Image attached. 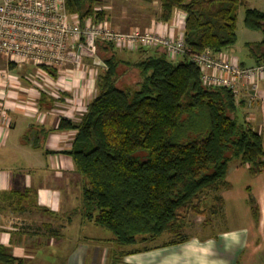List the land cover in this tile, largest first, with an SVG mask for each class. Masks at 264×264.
Instances as JSON below:
<instances>
[{
	"label": "trees",
	"instance_id": "trees-1",
	"mask_svg": "<svg viewBox=\"0 0 264 264\" xmlns=\"http://www.w3.org/2000/svg\"><path fill=\"white\" fill-rule=\"evenodd\" d=\"M157 1L160 22H169L175 10L184 14L186 53L173 62L165 53L145 56L139 49L138 59L129 63L110 45L98 44L103 67L95 96L78 122L61 119L57 125L75 131L70 149L62 153L81 178V218L108 231L120 248L148 244L147 250L162 234L172 244L181 242L188 215L216 211L201 197L216 194L212 201L220 202L218 193L229 187L230 162L246 166L252 177L264 172L261 137L240 119L232 91L204 85L189 61L205 50L228 54L243 0ZM98 2L65 0V8L81 20L101 21L105 14ZM243 26L262 33L259 43L247 47L264 65V12L244 7ZM126 74L131 83L121 85ZM40 133L45 138L43 129ZM37 144L34 137L32 147ZM24 195L5 196L21 200ZM21 263L0 247V264Z\"/></svg>",
	"mask_w": 264,
	"mask_h": 264
},
{
	"label": "crops",
	"instance_id": "crops-1",
	"mask_svg": "<svg viewBox=\"0 0 264 264\" xmlns=\"http://www.w3.org/2000/svg\"><path fill=\"white\" fill-rule=\"evenodd\" d=\"M98 1L111 26L122 32L138 28L171 37L182 28L179 10L173 12L169 22L159 21L157 0ZM239 36L248 51L245 55H236ZM261 40V32L241 27L237 14L236 43L224 55L241 68L262 65V58L247 47ZM133 53L137 55V51H116V56L127 62L126 57ZM147 53L164 51L155 48L146 50L145 56ZM85 60L90 74L69 84L70 90L63 91L59 101L34 88L26 76L28 70L18 74V66L7 62L10 77L0 78V247L21 264H264V172L252 177L238 161L228 165L225 181L229 187L218 193L220 202L211 201L216 211L194 215L202 218L201 222L187 219L181 242L172 244L173 239L167 235L147 250L138 245L120 248L108 231L81 218V178L70 158L62 153L70 149L75 131L58 130L57 125L61 119L78 122L95 96L96 77L103 66L98 55L95 63ZM250 95L246 83L239 81L238 115L260 135L264 150V77L258 81L253 103L248 105ZM68 99H72L71 104L64 101ZM34 137L40 143L39 152L26 148H33ZM19 153L22 156L18 159ZM14 191L25 195L21 200L5 196ZM34 210L38 218L32 221L29 212ZM36 222L47 229L40 240L28 228ZM84 229L97 232L98 237L83 238Z\"/></svg>",
	"mask_w": 264,
	"mask_h": 264
},
{
	"label": "built area",
	"instance_id": "built-area-1",
	"mask_svg": "<svg viewBox=\"0 0 264 264\" xmlns=\"http://www.w3.org/2000/svg\"><path fill=\"white\" fill-rule=\"evenodd\" d=\"M181 18L182 28L170 37L138 28L118 31L106 17L101 21L81 20L67 12L65 0H0V55L14 65L33 66L34 88L59 101L61 93L70 90L69 84L85 73L90 74V68L85 71L87 68L81 60L89 58L95 63L98 44L125 52L159 48L169 60H180L186 53L183 13ZM189 61L199 69L204 85L226 87L235 98L239 81L243 80L251 92L248 105L253 103L258 81L264 77L263 64L241 68L231 57L215 55L209 50L190 55ZM71 100L64 101L71 104Z\"/></svg>",
	"mask_w": 264,
	"mask_h": 264
},
{
	"label": "rangeland",
	"instance_id": "rangeland-1",
	"mask_svg": "<svg viewBox=\"0 0 264 264\" xmlns=\"http://www.w3.org/2000/svg\"><path fill=\"white\" fill-rule=\"evenodd\" d=\"M245 2V3H244ZM126 3H128V2H126ZM243 3H244V5L243 6H240L239 8H238V11H237V14H238V18H239V21H240V25H241V27H243V23H242V19H243V14H244V7H246V8H255V9H257V10H264V0H243ZM107 18H109L108 17V15L106 16ZM106 18V20H108ZM114 28V27H113ZM116 29V28H115ZM117 30V29H116ZM118 31H121V30H118ZM124 32H126V31H124ZM236 55H245V54H247V49L245 48V46H244V40H243V38H242V36L240 37L239 36V39H238V42H237V44H236ZM119 54L120 55H122V56H124V54L123 53H121V52H119ZM134 55H131V56H129V57H126V60H127V62H129V63H132L133 61H136L137 59H138V56L135 54V53H133ZM126 56V55H125ZM98 61V60H97ZM125 61V60H124ZM8 61H6V59H5V57L4 56H1L0 55V78H2V77H7L8 75H9V69H8V66H9V64L7 63ZM81 62L84 64V66H86V68L87 69H85V71H87L90 67L85 63L86 62V60L85 59H82L81 60ZM90 62V61H89ZM99 62V61H98ZM92 63V62H91ZM8 65V66H7ZM17 66V65H16ZM26 66V67H25ZM10 67V66H9ZM17 68V73L19 74V73H21L22 72V70L24 69V70H28L27 72H26V76L27 77H29L30 79H31V81L32 80H34L35 79V69H34V67L33 66H30V65H25V64H23V65H21V66H18V67H16ZM120 69H122V70H125L126 68H125V66L123 67V66H121V68ZM121 70V71H122ZM8 77H10V76H8ZM130 79H132L131 77H129V75L128 74H126V75H123V77H122V79L120 80V84L122 85L123 83L125 84V83H127V85H129L131 82H129L130 81ZM26 148L27 149H29V150H32V151H40V143H38L37 145H36V147L35 148H29V147H27L26 146ZM64 147H61L60 146V149H63ZM20 156H22V154L21 153H19L18 155L16 154V157L18 158V157H20ZM19 159V158H18ZM215 195L216 194H206V195H203L202 197H201V199L203 200V201H207L208 202V205H211V204H213L211 201L213 200V198L215 197ZM209 209V208H208ZM207 212L209 213V211H206L205 212V214H207ZM29 216L30 217H32V219H30V220H32V221H34L35 219H37L38 217H37V213H36V210H34V212H29ZM186 219H189V221L190 220H194V219H196L197 221H199V222H201L202 221V218H195L194 217V215H192V214H190V215H188V217L186 218ZM28 228H29V230L31 231V232H33L36 236H38L39 238V240H40V237H41V235H43V234H45L46 232H47V229H45L43 226H41L39 223H35V224H31V226L29 225L28 226ZM99 229V228H98ZM100 230V229H99ZM99 230H94V231H99ZM106 231V230H105ZM100 232L103 234V232H102V230H100ZM106 233H108V232H106ZM183 233H184V230H183ZM101 234V235H102ZM104 235V234H103ZM81 236L83 237V238H85V239H87L88 240V237H90V238H97L98 237V235H97V232H93V233H90V232H88V230L87 229H84L83 230V232L81 233ZM168 236H167V234H162L160 237H158L157 239H156V241H154L155 242V244H158V243H160V242H162V241H164V239H166ZM42 238V237H41ZM89 238V239H90ZM171 238V237H170ZM154 244V243H153ZM145 245H148V244H139L137 247H143V246H145ZM151 246V245H150Z\"/></svg>",
	"mask_w": 264,
	"mask_h": 264
},
{
	"label": "water",
	"instance_id": "water-1",
	"mask_svg": "<svg viewBox=\"0 0 264 264\" xmlns=\"http://www.w3.org/2000/svg\"><path fill=\"white\" fill-rule=\"evenodd\" d=\"M100 65H101V66H103V63H102V62H100Z\"/></svg>",
	"mask_w": 264,
	"mask_h": 264
},
{
	"label": "bare ground",
	"instance_id": "bare-ground-1",
	"mask_svg": "<svg viewBox=\"0 0 264 264\" xmlns=\"http://www.w3.org/2000/svg\"><path fill=\"white\" fill-rule=\"evenodd\" d=\"M106 45V44H105Z\"/></svg>",
	"mask_w": 264,
	"mask_h": 264
}]
</instances>
